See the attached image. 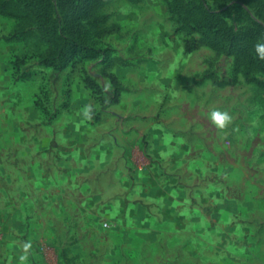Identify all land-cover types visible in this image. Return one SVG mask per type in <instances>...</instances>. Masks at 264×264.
Returning a JSON list of instances; mask_svg holds the SVG:
<instances>
[{
    "label": "rangeland",
    "instance_id": "1",
    "mask_svg": "<svg viewBox=\"0 0 264 264\" xmlns=\"http://www.w3.org/2000/svg\"><path fill=\"white\" fill-rule=\"evenodd\" d=\"M205 3L264 25L258 0ZM4 11L0 264H264L260 71L172 0H88L74 16L89 51L57 67L38 62L32 18Z\"/></svg>",
    "mask_w": 264,
    "mask_h": 264
},
{
    "label": "trees",
    "instance_id": "2",
    "mask_svg": "<svg viewBox=\"0 0 264 264\" xmlns=\"http://www.w3.org/2000/svg\"><path fill=\"white\" fill-rule=\"evenodd\" d=\"M88 0H15L0 2V12L19 6L34 22L35 31L46 47L37 54L38 62L44 66L57 67L69 55L89 51L81 25L74 12ZM264 11V0H258ZM179 20L198 33L210 46L218 48L228 45L236 53L237 62H244L248 70L260 71L264 75V59L256 52V44L264 43V25L258 21L235 28L205 0H172ZM55 7L66 11L63 20L55 15ZM264 85V80L259 81Z\"/></svg>",
    "mask_w": 264,
    "mask_h": 264
},
{
    "label": "clouds",
    "instance_id": "3",
    "mask_svg": "<svg viewBox=\"0 0 264 264\" xmlns=\"http://www.w3.org/2000/svg\"><path fill=\"white\" fill-rule=\"evenodd\" d=\"M256 48V52L259 55L260 59H264V43H258L255 46ZM83 115L88 118L91 119V106H86L83 109ZM209 118L211 120V122L217 126L218 128H225L227 126V124L231 121V116L229 115V113L227 111H221L219 109H213L210 114H209ZM24 249H25V253L20 255L19 260L21 262L26 261L27 260V249H29L31 247L30 243H26L24 244Z\"/></svg>",
    "mask_w": 264,
    "mask_h": 264
}]
</instances>
